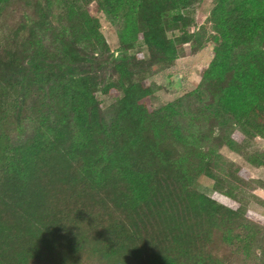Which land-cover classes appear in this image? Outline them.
I'll list each match as a JSON object with an SVG mask.
<instances>
[{
	"label": "trees",
	"instance_id": "trees-1",
	"mask_svg": "<svg viewBox=\"0 0 264 264\" xmlns=\"http://www.w3.org/2000/svg\"><path fill=\"white\" fill-rule=\"evenodd\" d=\"M200 1L115 0L145 54L125 46L115 56L97 20L73 5L64 13L71 37L54 51L29 40L0 53V264H224L219 249L229 246L264 264V227L250 224L240 175L223 173L210 150L188 146L196 141L178 125L149 113L141 101L150 90L135 80L209 47L192 98L221 131L240 132L222 144L264 168V152H248L264 140V0H214L208 26L186 14ZM10 92L14 109L29 99L32 111L47 93L56 121L15 144L6 135ZM111 93L108 124L98 94ZM200 175L214 180V198L192 189Z\"/></svg>",
	"mask_w": 264,
	"mask_h": 264
},
{
	"label": "rangeland",
	"instance_id": "rangeland-1",
	"mask_svg": "<svg viewBox=\"0 0 264 264\" xmlns=\"http://www.w3.org/2000/svg\"><path fill=\"white\" fill-rule=\"evenodd\" d=\"M110 3L108 6L104 4L100 7L96 0H10L0 13V53L5 50L21 49L29 40L31 43H41L46 50L54 51L61 39L67 40L71 37L70 26L64 19V13L69 5H73L78 13L85 12L97 20L98 31L108 44L110 52L115 56L123 55L125 46H128L130 55H134L139 50L145 54V47L141 45V42L134 40L127 29L126 19L132 20L130 14L126 12L127 7H117L115 0H110ZM111 5L116 10L109 9ZM213 5L214 0H201L198 6L191 11H186V14L193 16L198 25L208 26L204 15L209 14ZM36 6L43 7L44 12L38 13L35 10ZM168 35L171 37L172 34ZM78 46L81 47L82 44ZM211 60V49L206 47L197 53L184 52L171 67L160 72L139 75L135 80L145 89L150 90V94L141 103L149 113L155 112L161 119H167L166 126L169 129L178 125L181 136L196 141L195 144L188 146L194 145L201 152L210 150L214 165L223 173L231 170L236 172L235 175H240L244 182V190L241 191L244 195L242 202L254 216L250 219V224L255 227L258 225L264 227V188L262 186L264 168L251 166L244 157L222 144L221 138L224 134L237 140L241 135L240 132L236 129L230 131L229 128L221 131L217 120L212 123L211 120L200 115L199 109L203 106L194 97L192 98L194 91L200 88L203 71ZM46 95L41 96L42 101L35 106L34 111L31 110L33 103L29 99L22 102L20 109H14L12 105L16 96L11 92L6 95L4 100L6 108L4 111L7 110L8 119L6 135L16 142L15 144L32 135L37 128L43 127L40 123L52 124L56 121L53 105L51 102L48 103ZM114 95L115 93L107 96L98 94V99L102 103V114L108 124H112L115 117L112 106L115 100ZM169 106L171 110H175V113H168ZM186 129H188L187 132ZM248 152L250 154L264 152V140H252ZM231 162L234 164L233 168H228V163ZM216 167H213V172H216ZM214 183L210 177L200 175L194 180L192 189L204 196L214 198L216 195ZM226 200L228 197L223 196L218 201L221 203ZM232 248L229 246L228 251L223 253L222 249H219V254L225 257L224 264H254L251 257L246 261L243 260L241 252L235 255V248Z\"/></svg>",
	"mask_w": 264,
	"mask_h": 264
}]
</instances>
